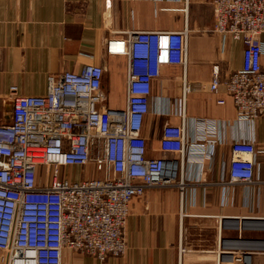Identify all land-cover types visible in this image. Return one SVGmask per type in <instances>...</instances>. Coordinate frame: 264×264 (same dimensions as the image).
I'll list each match as a JSON object with an SVG mask.
<instances>
[{"label":"built area","instance_id":"obj_1","mask_svg":"<svg viewBox=\"0 0 264 264\" xmlns=\"http://www.w3.org/2000/svg\"><path fill=\"white\" fill-rule=\"evenodd\" d=\"M211 8L213 31L242 43V67L223 80L215 71L207 82L184 81V93H222L232 101L238 119L253 122L264 116V0H211ZM186 39L185 31L125 32L106 39L105 52L127 62L123 108L109 107L101 89L104 68L98 65L49 76L39 96L9 87L10 121L0 125L4 264H61L63 249L101 262L125 254L124 228L132 200L176 181L172 156L183 155V126L163 124L159 157L147 156L142 128L152 82L164 67L184 68ZM230 151L229 182L254 183V141H234ZM88 165L93 176L60 178L62 168L82 171ZM222 242L217 264H249L242 252L224 255L236 241Z\"/></svg>","mask_w":264,"mask_h":264},{"label":"crops","instance_id":"obj_2","mask_svg":"<svg viewBox=\"0 0 264 264\" xmlns=\"http://www.w3.org/2000/svg\"><path fill=\"white\" fill-rule=\"evenodd\" d=\"M213 25L211 0H0V125L10 121V86L43 95L49 76L87 64L104 68L108 105L123 108L127 62L105 52L106 39L186 32L185 66L164 67L152 82L142 128L147 156L159 157L163 124L183 126V155L172 156L174 185L132 200L124 255L101 262L63 249L61 264H217L224 240L238 243L224 255L239 251L249 264H264V116L238 119L222 93H184V81L207 82L215 71L223 80L242 67V43L215 33ZM260 40L264 50V34ZM260 63L264 71V51ZM237 140H253L257 151L250 185L229 182L230 146ZM2 258L0 251V264Z\"/></svg>","mask_w":264,"mask_h":264},{"label":"rangeland","instance_id":"obj_3","mask_svg":"<svg viewBox=\"0 0 264 264\" xmlns=\"http://www.w3.org/2000/svg\"><path fill=\"white\" fill-rule=\"evenodd\" d=\"M81 169H70V168H62L60 171V178H70L74 180H80L84 177L93 176L92 165H88L86 169L80 171ZM97 177H100V174H96Z\"/></svg>","mask_w":264,"mask_h":264}]
</instances>
